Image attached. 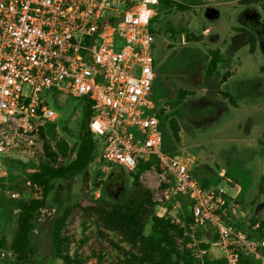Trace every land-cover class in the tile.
I'll return each mask as SVG.
<instances>
[{"label": "built area", "instance_id": "built-area-1", "mask_svg": "<svg viewBox=\"0 0 264 264\" xmlns=\"http://www.w3.org/2000/svg\"><path fill=\"white\" fill-rule=\"evenodd\" d=\"M161 2L0 0V193L9 191L5 157H34L43 149L40 126L59 118L49 100L58 93L83 97L92 110L86 130L96 139L99 160L135 171L153 158L144 171L159 176L154 200L176 224L184 225L180 209L182 199L189 200L185 234L195 258L264 264V237L228 222L240 214L236 195L223 186H201L186 156L163 149L152 96V23ZM178 244L183 247V238Z\"/></svg>", "mask_w": 264, "mask_h": 264}, {"label": "rangeland", "instance_id": "rangeland-1", "mask_svg": "<svg viewBox=\"0 0 264 264\" xmlns=\"http://www.w3.org/2000/svg\"><path fill=\"white\" fill-rule=\"evenodd\" d=\"M187 5L160 8L152 23L155 40L153 98L158 108L174 116L179 126V139L165 120V146L169 152L183 154L192 164V173L206 187L223 186L236 195L239 217L246 229L264 220V0L242 4V0H176ZM249 10V11H248ZM252 13V15L250 13ZM249 22H243L242 19ZM241 19V20H240ZM258 20V23H257ZM250 23V24H249ZM243 27L242 30H239ZM187 32L202 35L189 41ZM257 42L251 48L249 37ZM219 47L224 59L219 64L215 81L230 74L220 89L233 94L231 101L222 93L216 99L204 86L210 49ZM179 92L185 95L172 104ZM86 101L71 94H56L49 106L59 113L57 132L70 144L79 141L80 126ZM38 145L43 148L42 139ZM25 155L24 158H28ZM35 158L44 157V149L36 150ZM62 161V158L59 159ZM111 170H114L113 172ZM129 169L99 160V149L88 167L70 178H56L47 197V206L35 220L31 242L35 249L34 264H60L52 243L54 217L67 205L78 202L63 230L68 241L66 251L78 253L87 264H125L118 236H107L93 218L84 216L82 206L100 199L122 201L130 191ZM28 169H19L17 179L4 192L0 201V233L6 243L0 249V264H14L9 245L17 229L16 199L37 195L25 182ZM155 171H143L140 180L158 196ZM102 180L99 187L96 183ZM18 192L12 196L11 192ZM164 203L157 202L156 212L165 215ZM264 231V226L261 229Z\"/></svg>", "mask_w": 264, "mask_h": 264}, {"label": "trees", "instance_id": "trees-1", "mask_svg": "<svg viewBox=\"0 0 264 264\" xmlns=\"http://www.w3.org/2000/svg\"><path fill=\"white\" fill-rule=\"evenodd\" d=\"M261 0H242L246 4L258 3ZM177 5L179 8H187V5L177 2L176 0H162L160 8L171 9ZM153 18V22L156 19ZM240 27L239 30H242ZM153 31V26H152ZM202 35L194 32H187L186 38L189 41L199 40ZM251 48L257 42L253 34L249 37ZM224 56L219 47L210 49V59L204 76V86L210 91V96L216 99L215 95L222 93L231 101L234 96L229 91L220 89L221 84L226 80L230 72L228 71L219 82L214 77L218 70L219 64L223 61ZM264 71V65L261 67ZM184 92H179L173 105L185 96ZM89 104L85 105L84 116L80 126L79 141L70 144L63 136H59L57 127L59 121H46L39 128V137L43 141L44 157L37 159L34 157L24 158L18 154H12L4 159V166L8 170L7 188L17 179L19 169H28L25 182H28L31 190L37 195L29 199H16L15 206L17 213V229L10 242L9 248L14 255V264H34L35 249L31 242V234L35 226V220L41 215L42 209L47 206V197L53 188L56 178H70L78 172L86 169L95 159L98 153V147L94 135L86 130L87 119L91 114ZM161 117V126L163 133L165 129V120L168 119L170 128L176 139H179V126L174 116L165 113L163 107L159 108ZM165 139V137H164ZM165 140L163 149H166ZM62 158V161L59 159ZM154 162L153 158L139 162L135 171H128L131 176V187L129 194L122 200L100 199L95 204L82 206L83 214L86 217L93 218L95 224L101 230L104 236L108 232H114L118 236L120 243L117 246L121 249L123 262L125 264H227L224 257H210L205 255L203 261L197 259L187 247L190 232L188 226L192 221L190 212V203L187 198L182 199L181 217L184 225H179L171 221L165 215H159L156 212L157 201L154 200L153 191L140 180V174L149 168ZM158 168H160L158 166ZM112 172L114 170H111ZM103 181L96 183L99 187ZM206 187L207 183H200ZM5 195L0 193V201L5 202ZM67 205L63 211L54 217L52 228V243L55 257L60 264H87L78 251L69 254L66 251L68 241L67 235L63 230L75 206ZM228 222L240 229L247 231L250 237H264V220L260 221L257 230L246 229L242 222L236 217L228 219ZM1 231V228H0ZM178 238H183V247L178 244ZM6 243L4 236L0 233V246ZM243 261H249L244 259Z\"/></svg>", "mask_w": 264, "mask_h": 264}, {"label": "flooded vegetation", "instance_id": "flooded-vegetation-1", "mask_svg": "<svg viewBox=\"0 0 264 264\" xmlns=\"http://www.w3.org/2000/svg\"><path fill=\"white\" fill-rule=\"evenodd\" d=\"M261 3H263V0L260 1ZM259 3V2H258ZM242 4H246V3H242ZM249 11V10H248ZM250 13V12H249ZM252 15V13H250ZM242 19V20H241ZM240 20L243 21V22H249L248 19H243L241 18ZM257 23H258V20H257ZM250 24V23H249Z\"/></svg>", "mask_w": 264, "mask_h": 264}, {"label": "crops", "instance_id": "crops-1", "mask_svg": "<svg viewBox=\"0 0 264 264\" xmlns=\"http://www.w3.org/2000/svg\"><path fill=\"white\" fill-rule=\"evenodd\" d=\"M225 83V82H224Z\"/></svg>", "mask_w": 264, "mask_h": 264}]
</instances>
